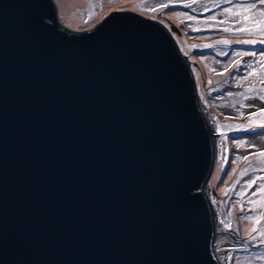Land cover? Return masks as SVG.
Wrapping results in <instances>:
<instances>
[{"label": "water", "instance_id": "1", "mask_svg": "<svg viewBox=\"0 0 264 264\" xmlns=\"http://www.w3.org/2000/svg\"><path fill=\"white\" fill-rule=\"evenodd\" d=\"M174 35L0 0V264H221L216 134Z\"/></svg>", "mask_w": 264, "mask_h": 264}, {"label": "rangeland", "instance_id": "2", "mask_svg": "<svg viewBox=\"0 0 264 264\" xmlns=\"http://www.w3.org/2000/svg\"><path fill=\"white\" fill-rule=\"evenodd\" d=\"M54 3L61 24L73 31L91 30L116 11H132L167 28L170 25L178 28L180 35L174 38L190 62L199 96L216 134V163L207 185L219 231L215 254L221 264H264V194L260 191L264 187V156L259 155L264 151V127H260L264 117L255 114L264 108V102L248 100V109L239 111L236 103L228 99L229 95H239L237 90L248 84H263L264 43L252 39L260 37L255 21L264 17L249 12L250 19L243 20L245 9L262 4L260 0H54ZM188 10H214L204 15L211 31L192 34ZM215 15L235 24L238 33L235 38L222 40L219 36L222 29L215 28L219 27ZM224 24L232 31L229 23ZM242 27L252 31H238ZM223 54L228 58L224 70L218 65ZM252 57L256 58L249 59ZM224 72L228 73L220 74ZM218 75L223 77L215 81ZM215 84L219 85L220 94L212 92ZM253 180L256 183H251ZM253 228L258 231L252 232Z\"/></svg>", "mask_w": 264, "mask_h": 264}, {"label": "trees", "instance_id": "3", "mask_svg": "<svg viewBox=\"0 0 264 264\" xmlns=\"http://www.w3.org/2000/svg\"><path fill=\"white\" fill-rule=\"evenodd\" d=\"M254 9L250 12L251 15H256L257 13L259 14V12H262V10H258V9L254 10ZM203 14L205 15V12H203ZM204 15L200 17V16H194V15L190 14V16H191V22L190 23H191L192 31L190 29L189 30L192 34H199V33L204 34L205 32L211 31V29H208L209 27H207V21L204 20V19H207V16H204ZM206 15H208V14H206ZM220 18H221L220 15H215V17H214V19L216 21L215 23L219 24L218 25L219 27L214 26L216 28V31L222 29V32L219 36L224 35V38H227V39L236 37V34H238V33L235 32L236 31V29H234L235 24L229 23L227 20H225V18H223V19H220ZM224 23H229L228 26L231 27L232 31H224L223 28L226 29V25H227ZM257 64H262V63L259 62ZM218 65H220L219 69H222V70H224L226 67V65L223 63L218 64ZM218 72H221V70L216 71L217 74H218ZM226 73H228V72H224V73H220V74L225 75ZM223 75L216 76L214 78V80L216 81L217 79L222 78ZM247 89H252V91H247ZM261 89H264V83L263 84H253V85L248 84L247 86L241 87V88H239V90H237V91H239V95L238 94H236V95L232 94L231 96L229 95L228 99L233 100L234 103H236V106L238 107L239 111H241V110L246 111L248 109V105H247L249 102L248 100L264 102V99L261 98L264 96V93L261 92ZM230 90L231 89H229L228 91L230 92ZM212 92H214L216 94H220V87L218 84H215V87L213 88ZM244 95L246 96L244 98L245 100L242 98ZM249 95H252L253 98H251ZM228 104H231V102H228ZM241 105H243V107H241Z\"/></svg>", "mask_w": 264, "mask_h": 264}, {"label": "snow or ice", "instance_id": "4", "mask_svg": "<svg viewBox=\"0 0 264 264\" xmlns=\"http://www.w3.org/2000/svg\"><path fill=\"white\" fill-rule=\"evenodd\" d=\"M260 3L264 4V0H260ZM161 7H162V8H163V7H168V5H162ZM255 7H256V5L253 4V5H251V6H249L248 8L245 9V13L243 14V20H244V21H247V20L250 19V17L247 15V13L251 12ZM227 11H231V10L229 9V10H227ZM260 16H261V17H264V12H261V13H260ZM262 24H264V20H261V21H255V27L258 29L259 34H260L262 37H264V27H261ZM223 30H224V31H228V29H223ZM238 31H242V32H244V31H252V29H249V28H243V27H242V28L238 29ZM245 43H251V42H250V41H245ZM261 43H264V39L261 40ZM236 65L239 66V62H236ZM249 75H252V73H249ZM261 82L264 83V80H262ZM247 91H252V89H247ZM261 92L264 93V89H261ZM241 107H243V105H241ZM255 114L258 115V116H260V117H264V108L259 109V110L257 111V113H255ZM260 127H264V124H261ZM259 155H260V156H264V151H261V152L259 153ZM262 179H264V178H262ZM251 183L254 184V183H256V181L253 180V181H251ZM260 191H261L262 194H264V187H262V188L260 189ZM256 231H258V229H256V228H253V229H252V232H256ZM250 235H251V233H250Z\"/></svg>", "mask_w": 264, "mask_h": 264}, {"label": "flooded vegetation", "instance_id": "5", "mask_svg": "<svg viewBox=\"0 0 264 264\" xmlns=\"http://www.w3.org/2000/svg\"><path fill=\"white\" fill-rule=\"evenodd\" d=\"M256 9H258V10H262V9H264L263 7H262V4H256V7H255ZM203 11L204 10H202V11H200V12H198V11H192V10H188L187 11V13L188 14H192V15H194V16H203L204 14H203ZM207 12H205V14H210L211 12H213L214 10H206ZM261 12H259V14H260ZM258 14V13H257ZM256 14V15H257ZM221 18L220 19H223V17L222 16H220ZM254 17V16H253ZM229 23L231 22L230 20L228 21ZM240 21H238L237 20V25H238V23H239ZM262 36L260 35V37H253V39L252 40H255V41H257V42H260L261 43V38ZM221 38H222V40H227V38H224V35H221ZM233 38H235V37H233ZM229 39H231V38H229ZM228 39V40H229ZM255 50V49H254ZM256 50H260L259 48L258 49H256ZM261 51V50H260ZM226 54H223L222 56H221V58L222 59H218V60H220L222 63H224V64H226L227 62L225 61V60H227L228 58L225 56ZM225 56V57H224ZM256 58V57H255ZM255 58H249V59H251V60H254ZM244 59V58H243ZM245 60V59H244ZM247 60V59H246ZM234 61L235 60H232L231 61V63H234ZM255 63H259V62H256L255 61ZM235 64V63H234Z\"/></svg>", "mask_w": 264, "mask_h": 264}]
</instances>
